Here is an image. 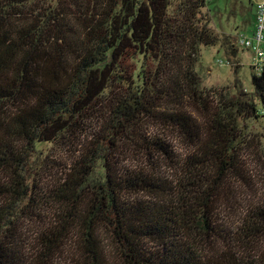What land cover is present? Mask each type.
<instances>
[{
    "label": "trees",
    "instance_id": "obj_1",
    "mask_svg": "<svg viewBox=\"0 0 264 264\" xmlns=\"http://www.w3.org/2000/svg\"><path fill=\"white\" fill-rule=\"evenodd\" d=\"M204 8V0H0V264L28 263L20 218L49 219L39 264L70 251L83 264H108L104 226L125 264H264L263 251L236 248L263 238L264 201L246 209L238 240L216 215L247 125L264 122V66L249 92L210 97L202 49L219 46L229 60L237 46L210 28ZM175 141L192 155H179ZM48 144L72 148V159L42 187ZM131 155L146 168L128 169ZM201 232L214 255L190 241Z\"/></svg>",
    "mask_w": 264,
    "mask_h": 264
},
{
    "label": "rangeland",
    "instance_id": "obj_2",
    "mask_svg": "<svg viewBox=\"0 0 264 264\" xmlns=\"http://www.w3.org/2000/svg\"><path fill=\"white\" fill-rule=\"evenodd\" d=\"M205 8L202 10L204 14L209 16L210 28L219 35H228L234 37L244 35L248 38L252 37L251 19L254 16V8L251 6L250 0H204ZM258 0H253L256 4ZM252 3V4H253ZM226 52L219 46L202 49L201 64L199 67V75L201 77V87L210 97L214 93H236L237 89L249 92L251 90V74L256 71L252 70V53L241 47H236V57L229 60ZM97 127L87 129L84 139L93 135ZM250 132L245 138L239 141L238 160L236 170L230 175L227 181V188L224 194V200L220 203V208L216 209V215L220 218V223L232 236L238 240L240 229H244L242 220H247L248 207L258 203L259 206L264 201V122L250 123L247 125V131ZM244 131V133H246ZM177 153L183 158L191 156L193 150L187 147L181 141L173 142ZM60 144H48L44 147V152L48 155L49 161H52V167L46 170L41 176L40 185L42 187L49 186L59 175V171L72 159V148H62ZM138 158V157H137ZM130 156L127 159L126 166L128 169L138 171L145 169L139 158ZM164 163V161H161ZM166 164V163H164ZM174 179L181 180L183 174L173 168L163 169ZM48 172V173H47ZM175 182V180H173ZM46 202V201H45ZM47 207H53L50 202H46ZM48 220L41 223L34 220H26L20 218L16 228L21 230V253L26 257L27 264H39L38 259L43 252L40 245L41 235ZM99 240L103 246L106 260L108 264H125L120 251L117 249L113 241L111 229L108 226L99 229ZM194 243V247L203 250V253L215 254L211 252V242L204 235L194 234L189 237ZM251 246L238 244L237 250H241L243 256H254L255 249L264 252V236L258 239ZM237 245V243H236ZM253 245V246H252ZM217 254H221L225 249L222 245L215 246ZM86 260L82 253L70 251L64 252L57 257L55 264H83Z\"/></svg>",
    "mask_w": 264,
    "mask_h": 264
},
{
    "label": "built area",
    "instance_id": "obj_3",
    "mask_svg": "<svg viewBox=\"0 0 264 264\" xmlns=\"http://www.w3.org/2000/svg\"><path fill=\"white\" fill-rule=\"evenodd\" d=\"M253 3V0H250ZM254 8L255 27L252 37L236 36V46L252 53L251 67L259 72L264 66V0L252 4Z\"/></svg>",
    "mask_w": 264,
    "mask_h": 264
},
{
    "label": "crops",
    "instance_id": "obj_4",
    "mask_svg": "<svg viewBox=\"0 0 264 264\" xmlns=\"http://www.w3.org/2000/svg\"><path fill=\"white\" fill-rule=\"evenodd\" d=\"M251 6H252V3H251ZM250 24H251V29H252V32H253V30H254V27H255V19H254V16H252V19H251V22H250ZM251 32V33H252Z\"/></svg>",
    "mask_w": 264,
    "mask_h": 264
}]
</instances>
